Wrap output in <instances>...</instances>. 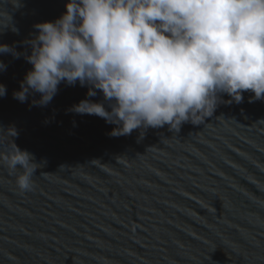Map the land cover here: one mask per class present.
<instances>
[{
	"label": "water",
	"instance_id": "1",
	"mask_svg": "<svg viewBox=\"0 0 264 264\" xmlns=\"http://www.w3.org/2000/svg\"><path fill=\"white\" fill-rule=\"evenodd\" d=\"M67 2L0 0V44L20 53L0 54V264H264V100L250 90L179 131L119 137L68 111L83 99L111 110L90 86L62 82L46 106L13 98L35 25ZM16 146L36 163L30 191L3 162Z\"/></svg>",
	"mask_w": 264,
	"mask_h": 264
},
{
	"label": "clouds",
	"instance_id": "2",
	"mask_svg": "<svg viewBox=\"0 0 264 264\" xmlns=\"http://www.w3.org/2000/svg\"><path fill=\"white\" fill-rule=\"evenodd\" d=\"M65 8L35 25L32 69L13 92L21 103L36 92L34 103L46 106L62 82L90 86L87 96L99 90L111 110L83 99L68 111L115 124L109 135L119 137L165 125L179 131L196 114L212 115L221 94L239 103L250 90L264 100V0H68ZM8 53L20 57L0 44ZM3 162L20 191L32 190L31 153L16 146Z\"/></svg>",
	"mask_w": 264,
	"mask_h": 264
}]
</instances>
